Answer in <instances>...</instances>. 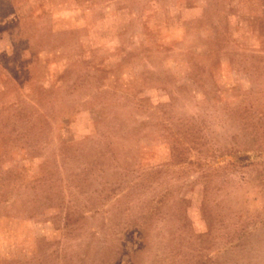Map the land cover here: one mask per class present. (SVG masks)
Instances as JSON below:
<instances>
[{"label": "rangeland", "instance_id": "rangeland-1", "mask_svg": "<svg viewBox=\"0 0 264 264\" xmlns=\"http://www.w3.org/2000/svg\"><path fill=\"white\" fill-rule=\"evenodd\" d=\"M0 264H264V0H0Z\"/></svg>", "mask_w": 264, "mask_h": 264}]
</instances>
